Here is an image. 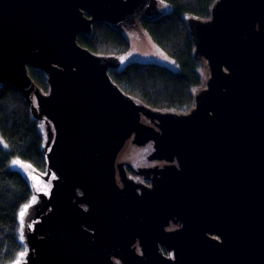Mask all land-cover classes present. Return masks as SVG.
<instances>
[{"label":"water","instance_id":"1","mask_svg":"<svg viewBox=\"0 0 264 264\" xmlns=\"http://www.w3.org/2000/svg\"><path fill=\"white\" fill-rule=\"evenodd\" d=\"M164 8L0 0V84L42 120L47 166L36 174L55 175L20 215L21 264H264V0H214L208 19L186 17L205 75L182 112L136 100L109 74L120 56L78 42L106 22L132 45ZM29 67L46 74V92ZM130 139L166 162L146 169L150 185L117 161Z\"/></svg>","mask_w":264,"mask_h":264},{"label":"trees","instance_id":"2","mask_svg":"<svg viewBox=\"0 0 264 264\" xmlns=\"http://www.w3.org/2000/svg\"><path fill=\"white\" fill-rule=\"evenodd\" d=\"M214 0H161L165 8L153 19L140 23L144 33L178 64L179 69L156 61L130 60L110 68L111 78L136 100L155 110L187 111L193 105V94L204 80V67L194 54V42L186 17L201 20L210 17ZM78 42L97 54L119 57L132 45L119 28L106 22L93 25L92 33L79 35ZM37 86L46 92V74L29 67ZM0 264H12L25 252L21 240L20 213L33 198V184L23 171L10 161L18 157L32 169L44 172V128L33 115L24 95L13 85L0 84Z\"/></svg>","mask_w":264,"mask_h":264},{"label":"rangeland","instance_id":"3","mask_svg":"<svg viewBox=\"0 0 264 264\" xmlns=\"http://www.w3.org/2000/svg\"><path fill=\"white\" fill-rule=\"evenodd\" d=\"M142 35H146V39L144 38H137L133 37L132 39V47L131 49L120 56V60L122 63H126L130 60H143V61H156L173 69H179L178 64L169 57L162 49L156 45L150 37L141 30ZM205 74V71H204ZM143 121L145 123H150L149 119L143 117ZM153 150L152 143H147L145 145L139 146L132 143L131 139L127 141L126 146L124 149L119 153L117 160L118 161H129L133 167L143 166L148 164L149 161L147 160V155L151 153ZM19 160L21 161L22 165H30L28 162L23 161L18 157H13L10 161V165L13 168L19 169L23 171L34 186V189L37 192H47L48 188L50 187L49 181L43 180L36 171L31 167H22L21 165L13 164V161ZM14 264V263H12Z\"/></svg>","mask_w":264,"mask_h":264},{"label":"flooded vegetation","instance_id":"4","mask_svg":"<svg viewBox=\"0 0 264 264\" xmlns=\"http://www.w3.org/2000/svg\"><path fill=\"white\" fill-rule=\"evenodd\" d=\"M148 143H152V147H153V142H148ZM153 151V150H152ZM151 151V152H152ZM151 153H149L148 155H147V160L149 161V163L148 164H145V165H143V166H139V167H133L132 165H131V163L129 162V161H127V162H129L130 163V165L128 166V165H126V172H127V175L129 176V177H131L133 180H135L136 182H138V183H140V184H143V185H150L151 184V178H152V176H151V171H150V173H149V171L148 170H146V169H148V168H153V167H155V166H158V167H162L164 164H166V162L165 161H162V160H157V159H149L148 157H149V155H150ZM118 161V160H117ZM141 169V172H142V174L140 175L139 173H137V171L138 170H140ZM45 172V171H44ZM42 178V177H41ZM55 178V175H54V173H51V175L49 176V178L46 180V179H44V178H42L43 180H45V181H49V183H50V187L48 188V190H47V192H44V193H46V194H50V190H51V188H52V186H53V183H52V180ZM118 178V183H120V180H119V177H117ZM121 184V183H120ZM179 225L178 224H173V222H171L170 221V224L166 227V229H168V230H171V229H175V228H177ZM136 245V247H137V250H139V247H138V243H136L135 244Z\"/></svg>","mask_w":264,"mask_h":264},{"label":"snow or ice","instance_id":"5","mask_svg":"<svg viewBox=\"0 0 264 264\" xmlns=\"http://www.w3.org/2000/svg\"><path fill=\"white\" fill-rule=\"evenodd\" d=\"M162 2H163V0H162ZM0 143H3L2 139H0ZM13 164L21 165L22 167H31V165H22L21 161H19V160L13 161ZM33 202H35V197H33ZM27 208H28V205H25L24 210H22L20 213L21 217L24 216ZM21 238L23 239V237H21ZM25 255H26V253H24V252L20 253V255L17 257V259L14 261V264H21V261L23 260Z\"/></svg>","mask_w":264,"mask_h":264},{"label":"bare ground","instance_id":"6","mask_svg":"<svg viewBox=\"0 0 264 264\" xmlns=\"http://www.w3.org/2000/svg\"><path fill=\"white\" fill-rule=\"evenodd\" d=\"M38 171V170H37ZM121 183V182H120ZM42 192V191H41Z\"/></svg>","mask_w":264,"mask_h":264}]
</instances>
